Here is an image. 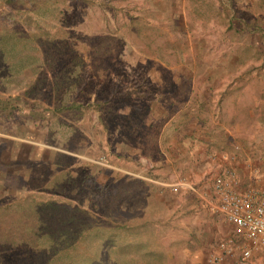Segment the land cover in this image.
<instances>
[{
    "label": "rangeland",
    "instance_id": "374dc122",
    "mask_svg": "<svg viewBox=\"0 0 264 264\" xmlns=\"http://www.w3.org/2000/svg\"><path fill=\"white\" fill-rule=\"evenodd\" d=\"M262 94L264 0H0V264H264L221 251L212 180L181 196L117 169L123 134L149 153L181 107L185 136L233 121L249 143Z\"/></svg>",
    "mask_w": 264,
    "mask_h": 264
},
{
    "label": "crops",
    "instance_id": "0c3cea01",
    "mask_svg": "<svg viewBox=\"0 0 264 264\" xmlns=\"http://www.w3.org/2000/svg\"><path fill=\"white\" fill-rule=\"evenodd\" d=\"M239 98L241 99V97ZM244 100L246 119H254L261 111L260 120L262 123L259 125L255 124V130L248 128L246 131L247 133H252L250 134L249 143L246 141L247 144L243 142L236 144L232 140L231 134H233V131L236 130L238 132L235 123H232L233 121H230L229 125L226 126L220 120H217L214 124L216 128L210 129L204 126L201 128L202 132L191 137L185 136L182 134L183 132L189 133L187 126L184 127L181 124L182 121L186 120H182L184 115H182L181 107L174 114L164 115L170 118L162 129L167 135L163 138L162 134H160L154 141L155 149H147L150 150L149 153L138 155L137 150L139 147L134 145L135 136L131 138L132 136L128 134L122 135V152L117 160L118 171L124 177H131L136 183H143L144 180H147L154 184L158 191L181 193V196L187 193H197L203 196L204 190H211L209 187L206 188L207 184L205 182L209 179L212 180L213 184L215 178L221 173L223 166L228 165L238 170L240 180L245 183L248 180L257 182L258 184L256 183L255 186L258 185L264 188V169H259L258 164L260 162L262 167H264V139L260 140V143H263L255 144L257 139L254 137L255 134L264 132V95H245ZM254 112L257 116L254 115ZM239 115L241 116L240 111L230 106L229 119H237ZM176 118H180L179 121H176ZM223 128L226 131L225 137L215 135L218 130ZM7 140L21 144V147L22 144L26 146L28 145L27 143L32 144L30 148L35 150L37 154L39 153V147L43 150V145L39 144L37 140L34 142L35 145L33 142H29L30 140L21 137L12 139L11 136L10 139H6V142H8ZM133 141L132 148H130ZM141 150H144L143 147H141ZM134 190L136 191L138 188L134 187ZM212 190L215 192L213 186ZM227 225L230 234L228 239L223 240L222 243L232 249L235 245L233 239L242 238L235 235L234 227L231 223L227 221ZM221 251L226 254H233L230 250L227 252L225 249H221ZM223 255L222 253L220 258H223Z\"/></svg>",
    "mask_w": 264,
    "mask_h": 264
},
{
    "label": "built area",
    "instance_id": "2783aa9c",
    "mask_svg": "<svg viewBox=\"0 0 264 264\" xmlns=\"http://www.w3.org/2000/svg\"><path fill=\"white\" fill-rule=\"evenodd\" d=\"M213 187L215 198L210 202L211 209L224 215L233 225L235 235L245 241L240 257L248 260L256 251H264V188L242 189L233 170L219 174ZM221 246L231 251L225 243Z\"/></svg>",
    "mask_w": 264,
    "mask_h": 264
},
{
    "label": "trees",
    "instance_id": "16d2710c",
    "mask_svg": "<svg viewBox=\"0 0 264 264\" xmlns=\"http://www.w3.org/2000/svg\"><path fill=\"white\" fill-rule=\"evenodd\" d=\"M7 1H9V2H10V0H7Z\"/></svg>",
    "mask_w": 264,
    "mask_h": 264
}]
</instances>
